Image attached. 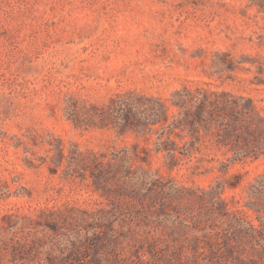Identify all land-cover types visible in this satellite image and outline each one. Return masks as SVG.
I'll list each match as a JSON object with an SVG mask.
<instances>
[{
  "label": "rangeland",
  "instance_id": "1",
  "mask_svg": "<svg viewBox=\"0 0 264 264\" xmlns=\"http://www.w3.org/2000/svg\"><path fill=\"white\" fill-rule=\"evenodd\" d=\"M0 264H264V0H0Z\"/></svg>",
  "mask_w": 264,
  "mask_h": 264
}]
</instances>
